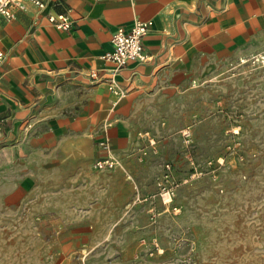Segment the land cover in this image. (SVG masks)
Returning <instances> with one entry per match:
<instances>
[{"label":"crops","instance_id":"crops-1","mask_svg":"<svg viewBox=\"0 0 264 264\" xmlns=\"http://www.w3.org/2000/svg\"><path fill=\"white\" fill-rule=\"evenodd\" d=\"M44 1L0 18V214L70 231L65 241L92 230L82 254L115 230L126 258L142 237L168 248L199 227L196 216L226 204L220 177L190 173L242 134L224 120L235 106L220 103L235 88L230 71L264 54V0ZM60 13L68 30L49 21ZM138 20L151 22L149 60L115 72L102 57ZM106 139L118 165L96 171ZM167 164L178 184L172 205L157 194Z\"/></svg>","mask_w":264,"mask_h":264},{"label":"rangeland","instance_id":"rangeland-1","mask_svg":"<svg viewBox=\"0 0 264 264\" xmlns=\"http://www.w3.org/2000/svg\"><path fill=\"white\" fill-rule=\"evenodd\" d=\"M230 74L235 88L220 105L235 106L224 120L232 133L239 135L241 129L242 134L231 150L194 165L190 173L203 167L201 175L220 177L224 207L196 216L199 227L179 231L168 248L142 237L129 258L122 253L124 247L112 243L121 230L112 231L109 243L88 250V255L82 252L92 230L65 241L70 231L48 232L36 217L32 221L25 213H1L0 264H82L83 255L86 264H264V54Z\"/></svg>","mask_w":264,"mask_h":264},{"label":"built area","instance_id":"built-area-1","mask_svg":"<svg viewBox=\"0 0 264 264\" xmlns=\"http://www.w3.org/2000/svg\"><path fill=\"white\" fill-rule=\"evenodd\" d=\"M24 1H31L38 7L43 8L45 6L44 0H0V18L15 19L17 12L14 6L22 4ZM49 21L60 30H68L71 27L72 21L68 14H50ZM151 28V22L138 20L134 23L130 31L119 29L114 33L111 43L112 50L106 53L102 58L107 62L112 63L115 66V72H118L131 60H137L145 62L149 60V55L146 53L144 46V37L148 34ZM6 53L0 47V65L5 61ZM95 75V74H93ZM1 132V127H0ZM182 135L186 142H190L192 138V130L190 127L185 128L182 131ZM101 147L106 152L102 157L96 159L93 163V169L96 171H110L117 167L118 162L116 158L111 154V147L109 141L103 140ZM214 161H209L207 166L212 167ZM199 167V166H197ZM196 167V168H197ZM204 173V168L200 167L199 171L192 174V178L196 175ZM158 189V196L164 204L172 205L177 194L178 184L172 180V165H166V171L162 177H160L156 183ZM173 212L178 213L179 209L175 206L172 207ZM85 256L81 258L82 264L85 263Z\"/></svg>","mask_w":264,"mask_h":264}]
</instances>
